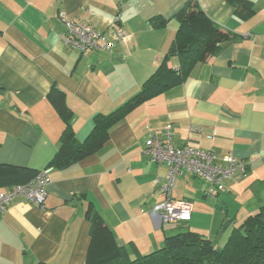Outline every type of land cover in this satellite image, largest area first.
I'll return each instance as SVG.
<instances>
[{"label": "crops", "instance_id": "0c3cea01", "mask_svg": "<svg viewBox=\"0 0 264 264\" xmlns=\"http://www.w3.org/2000/svg\"><path fill=\"white\" fill-rule=\"evenodd\" d=\"M188 1L0 0V164L48 179L42 209L16 199L0 214V264H84L89 204L130 259L162 247L176 231L153 213L164 200L159 185L168 169L143 150L149 135L168 125L176 146L230 155L246 167L214 197L205 195L203 181L178 178L171 196L192 205L190 221L210 204L211 229L227 222L233 230L264 206V0H250L254 14L246 21L225 0H195L236 38L195 66L184 84L128 112L98 152L63 170L48 167L64 128L47 99L50 89L64 94L74 138L83 142L96 115L121 107L155 71L174 40V16ZM60 13L100 32L117 18L125 38L111 52L76 53L62 42ZM154 17L166 26L152 28ZM167 66L177 70V58Z\"/></svg>", "mask_w": 264, "mask_h": 264}, {"label": "trees", "instance_id": "16d2710c", "mask_svg": "<svg viewBox=\"0 0 264 264\" xmlns=\"http://www.w3.org/2000/svg\"><path fill=\"white\" fill-rule=\"evenodd\" d=\"M225 1L233 8L234 16L241 21L248 20L254 14L250 0ZM174 20L177 23L174 40L155 71L137 94L121 107L107 115H96L93 129L83 142L74 138L64 94L55 87L50 89L47 99L63 121L64 128L48 167L63 170L98 152L107 142L109 131L128 112L184 84L195 66L216 54L222 43L236 38L213 23L195 0H189L177 12ZM166 24L167 21L160 17L149 20V25L154 29H162ZM172 57L178 60L177 70L167 66ZM38 173L25 167L0 164V191L26 185ZM85 219L89 224V246L84 264H264V206L234 228L221 249H216L202 235L187 231L165 237L162 247L134 259H130L126 251L116 244L112 232L92 204L85 212Z\"/></svg>", "mask_w": 264, "mask_h": 264}, {"label": "built area", "instance_id": "2783aa9c", "mask_svg": "<svg viewBox=\"0 0 264 264\" xmlns=\"http://www.w3.org/2000/svg\"><path fill=\"white\" fill-rule=\"evenodd\" d=\"M58 19L65 26L62 37L64 46L79 54L111 52L115 42L125 38L117 18L105 32H100L87 23L67 20L62 13L58 15ZM143 154L155 163L164 164L168 169L165 179L159 185V192L164 200L153 209L161 224L187 223L191 219L192 205L188 201H176L171 196L178 178L188 174L203 181L208 185L205 195L214 197L225 190L227 179L235 175L244 176L246 173L244 163L233 156L218 159L211 151L176 146L172 140L171 125L166 126L161 134L152 132L149 135ZM47 184L45 172H39L26 185L0 191V214L6 212L10 203L16 199H23L42 209ZM154 184H159L157 179Z\"/></svg>", "mask_w": 264, "mask_h": 264}, {"label": "rangeland", "instance_id": "374dc122", "mask_svg": "<svg viewBox=\"0 0 264 264\" xmlns=\"http://www.w3.org/2000/svg\"><path fill=\"white\" fill-rule=\"evenodd\" d=\"M196 183H199V182H196ZM195 195H197V199L199 201L202 200L199 194L195 193ZM185 196H188V195H185ZM191 200L194 202V197H192ZM210 206H211L210 204L208 206H205L206 213L202 216L193 214L192 220L188 224H182V223L171 224L170 225L171 228L176 230L174 234L184 233L187 231L196 232L198 234L200 233V235H202L206 239H209L212 245L216 249H221L224 246L228 236L231 234L232 228L231 226L225 227L227 222H223L222 225H219L218 227L215 226V228L211 229L212 224L216 222L215 221L216 215L214 214V212H212V214L210 215V212L207 209H211V211L212 209L213 211L215 209L214 208L215 206L214 207L212 206L211 208ZM194 213H195V210H194ZM194 229H197V230L195 231Z\"/></svg>", "mask_w": 264, "mask_h": 264}, {"label": "water", "instance_id": "95a60500", "mask_svg": "<svg viewBox=\"0 0 264 264\" xmlns=\"http://www.w3.org/2000/svg\"><path fill=\"white\" fill-rule=\"evenodd\" d=\"M157 216V215H156Z\"/></svg>", "mask_w": 264, "mask_h": 264}]
</instances>
